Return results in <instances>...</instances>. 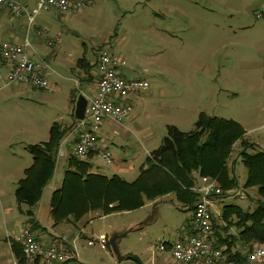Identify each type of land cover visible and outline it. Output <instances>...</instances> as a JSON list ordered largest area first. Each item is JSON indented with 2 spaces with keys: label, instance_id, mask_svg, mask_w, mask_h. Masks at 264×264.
I'll use <instances>...</instances> for the list:
<instances>
[{
  "label": "rangeland",
  "instance_id": "1",
  "mask_svg": "<svg viewBox=\"0 0 264 264\" xmlns=\"http://www.w3.org/2000/svg\"><path fill=\"white\" fill-rule=\"evenodd\" d=\"M263 9L264 0H91L82 11L55 13L52 19L56 31H61L60 40L70 38L93 51L90 68L98 52L107 49L127 62L120 69L122 76L149 82L143 91L150 94L149 98L140 107L132 106L134 114L129 115L133 114L127 152L136 142L143 144L141 153L150 149L144 144L149 140L144 137L148 131L138 132L148 124L152 137L160 142L168 124L184 131L192 129L200 112L237 121L244 134L232 144L226 162L233 172L227 174L228 180L234 177L236 186L223 188L222 194L240 192L249 200L245 209L253 210L260 196L256 194L255 198V192L243 191L246 168L240 152L244 147L249 152L264 150V19L256 17ZM77 54L75 48H67L59 59L50 57L49 68L56 67L57 60L68 63L63 67L65 78L52 75L48 79L57 82V89L33 90L22 83L4 85L0 79V264H12L10 244L21 225L31 226L38 235L46 232L44 242L62 237L71 240L74 236L72 224L55 223L48 215L53 184L59 185L66 158L57 157L54 174L42 190L32 221L25 214L28 206L17 203L14 190L32 162L27 145L46 141L51 122L67 116L68 107L75 106L79 90H83L69 72L73 65L70 59ZM92 71L95 74L94 68ZM70 115L74 116L73 110ZM96 161L101 163L99 157ZM135 168L128 175L131 181L138 176V164ZM209 177L222 187L216 176ZM160 199H146L137 208L104 215L91 211L94 215L81 219L82 215L79 222L68 219L80 226L75 229L79 236L71 243L79 262L163 264L159 252L150 245L163 238L175 239L189 215L187 206L176 198ZM239 204L246 206L243 201ZM102 232L108 237L105 245L96 240ZM90 239L94 243L89 245ZM117 257L119 261H115ZM164 264L194 263L165 260Z\"/></svg>",
  "mask_w": 264,
  "mask_h": 264
},
{
  "label": "trees",
  "instance_id": "2",
  "mask_svg": "<svg viewBox=\"0 0 264 264\" xmlns=\"http://www.w3.org/2000/svg\"><path fill=\"white\" fill-rule=\"evenodd\" d=\"M81 62L79 59L78 63ZM68 128L70 126L54 121L46 141L27 145L32 162L24 169L14 195L19 205L28 206L25 214L30 221L43 188L54 174L56 152ZM243 134L244 129L237 121L204 112H200L189 131L168 124L160 145L146 157L145 165L132 181L116 174L108 177L91 172L89 160L69 157L59 187L51 192L49 214L55 223L71 218L77 220L89 211L107 214L131 210L141 206L146 199L152 200L169 192H174L178 200L192 207L197 199V193L189 190L194 181L193 171L199 176H216L222 189L236 186L234 177L228 180L227 174L233 172L226 162L232 144ZM242 144L246 146L245 142ZM247 148L240 152L246 168L243 186L255 187L260 202L250 211L232 203L221 208L220 218L226 221L221 232H227L230 226L236 228V235L227 232L225 237L218 238L219 242H227L224 251L233 264H251L247 255L250 245H264V150L249 152ZM237 241L250 245L245 251L231 250ZM10 247L16 259L14 264H24L21 247L15 242Z\"/></svg>",
  "mask_w": 264,
  "mask_h": 264
},
{
  "label": "built area",
  "instance_id": "3",
  "mask_svg": "<svg viewBox=\"0 0 264 264\" xmlns=\"http://www.w3.org/2000/svg\"><path fill=\"white\" fill-rule=\"evenodd\" d=\"M90 0H37L35 5L28 7L17 0H0V5L12 11L13 15L25 16L29 25L42 11L56 9L61 13L78 12L85 9ZM257 18L264 19V9L256 13ZM37 33L42 31L37 29ZM58 38H47L50 47ZM28 39L23 42L8 40L0 41V63H11L3 80L4 85L22 83L39 89H49L47 76L41 71L48 67L44 62L32 60L27 53ZM125 59L114 55L107 49L98 52L94 62L95 91L85 95L87 104L84 117L77 120V135L70 151L69 157L88 159L90 154L97 153L105 164L112 163V153L104 148L99 149L98 130L105 119L123 123L132 112L130 98L148 88L146 79L126 78L121 75V68L126 65ZM63 140V139H62ZM61 140V141H62ZM60 141L56 156H63ZM201 185L194 187L197 199L193 205L191 229L192 234L174 241H165L154 245V249L166 253L172 261L194 264H233L228 261L225 253L226 247L217 243L213 235L212 198L222 195V188L215 178L200 177ZM12 240L21 247L24 264H80L77 253L71 244L64 238L53 239L45 244L29 225L21 226L19 232L12 236ZM96 240L101 244L107 243L105 233H101ZM88 240L87 244H93ZM248 250V260L251 264H264V245L253 243ZM16 259H13V264ZM40 261V262H39Z\"/></svg>",
  "mask_w": 264,
  "mask_h": 264
},
{
  "label": "crops",
  "instance_id": "4",
  "mask_svg": "<svg viewBox=\"0 0 264 264\" xmlns=\"http://www.w3.org/2000/svg\"><path fill=\"white\" fill-rule=\"evenodd\" d=\"M17 1H20L21 3L27 5L28 7H31V6L35 5L37 0H17ZM89 4H90V2H89ZM55 13L60 14L61 12H59L56 9H50L48 11H42V13L40 12L38 15H36V17L34 18L33 24L29 25L25 16L17 17L15 15H13L11 10H9L8 8H5L3 5H0V41L8 40V41H14V42H23L25 39H28L30 42V45L27 46V48H26L28 56L36 62H44V63L48 64V67H42L41 68V71L47 76L48 79H51L52 75L56 76L57 78H65L63 67H65L68 64V63L65 64L64 61L61 62V61L57 60V62H54L56 67L52 68L50 66V68H49L50 57H52L53 59H59L58 57H61V55L63 53H65V50L67 48H69V49L75 48V50L78 51V54H77L78 56L74 60L70 59V61L72 62L73 65L70 67L69 72L74 74V76H75L74 79H75L76 83L79 86H83V90H79L80 93H83L85 95H89L95 91V87H96V81H95L96 75L92 71L94 66H92L90 68V64H93L92 63L93 62V60H92V58H93L92 52L93 51L91 52V49H89L87 47V45L77 44L76 41L71 40L70 38H66L64 41L62 39L60 40L61 31H56L57 24H56L55 20L52 19V17L55 16ZM72 13H77V12H72ZM37 29H40L42 31V33L41 34L37 33ZM47 38H58V40L54 43L55 44L54 46L49 48L46 44ZM88 53H89L90 59L87 57ZM69 55H71L70 52H69ZM79 59H82L81 63H78ZM10 66H11V63H9L7 61L0 63V79H1V81L4 80L5 75L8 72ZM49 84H50V88L48 90H53L54 88H56V89L59 88V86L55 80H50ZM25 86H29V85H25ZM31 88L33 90H44V89H37L34 87H31ZM34 92L35 91H33V93ZM142 92H140L139 95H136V96L134 95L135 99H137L136 101L133 102L134 96H132L130 98V101H131L133 107L142 106V101L149 98L150 94L147 91H145L143 93ZM71 110L74 111V104L70 105L68 107L67 116H65V117L59 116V119L52 121V122L57 121V122L64 124L66 126H70V128H68V130L66 131L63 140L61 141L62 142L61 148L63 149L65 154L63 156H56V160H57V157L58 158L59 157L66 158V160H67L66 166L67 167H68V161H69L68 160L69 151H70L74 141L76 140V135H77V128H76L77 122L74 121V119H73L74 116L71 117V115H70ZM132 113L134 114V112H132ZM133 114L123 123H117L115 121H112L111 119H105L104 120L102 126L98 130L97 146L99 147V149L106 148V149L110 150V152L112 153V163L105 164L97 153L90 154L89 158L87 159L91 163L89 171L101 173V174H104L108 177L116 174V175L120 176L121 178H123L127 181H131V180H129L128 175L136 169L135 167L138 164V168H137L136 173H137V175L139 174L140 169L145 165L146 157L150 154V152L153 149L157 148L160 145L161 141L158 142V140L156 138L152 137L153 133L151 130V126L148 124L146 127H144L143 130L138 129V132H140V133H142L143 131H148L144 135L145 138L149 139L144 144L147 146L149 145V147H150V149H146V151H145L146 155L141 153V146L143 145L141 142L133 143V145L130 144V146H135V147L132 148L131 152H127L125 149V144L127 143L126 141H127V138L129 137V133H130V130H129L130 123L129 122L132 119ZM52 122H51V124H52ZM134 123L136 126L139 125L136 121H134ZM189 130H191V129H189ZM189 130H185V131L182 130V131L186 132ZM152 143H154L153 147L151 146ZM112 149H116L115 152H113ZM96 157L100 158V161L102 164L99 161H96ZM192 175L194 177V181H193V184L190 188L193 189L194 187L201 185V180H200L201 176L197 175V173L195 171L192 172ZM62 176H63V174H62ZM62 176L60 177V180L59 179L57 180V181H59V185L61 183ZM54 184H53V190L55 188L59 187V185L54 186ZM233 191L227 192V193L222 194L220 196H214L212 198L211 209L213 212V235L216 238V241L218 242V244L223 246V247L224 246L226 247L227 242H224V241L219 242L218 238L220 239V237L221 238L225 237L224 234L227 232L236 235V230H234V227L230 226V229L227 232H225V233L221 232V226L225 225L224 221H223V223H221V221H222V219L220 218L221 208L226 204L232 203V204H237L243 210H246L248 207V204H249V200H246L244 195H240V192H238V191L237 192L236 191L233 192ZM243 191L248 192V193L252 192V191L255 192L254 197L256 198L257 191H256L255 187L245 188V189H243ZM167 196L170 199L172 197L176 198L174 192H169V193H166L162 196H159L158 198L153 199L152 201H156L157 199H160L162 197H167ZM176 199L178 200V198H176ZM255 200L257 201V199H255ZM159 201H161V199ZM178 201H180V200H178ZM239 201H243L246 206L244 207L241 204H239ZM180 202L183 203L185 206H187L185 208L188 209L189 217L187 219V222L182 223V226L179 230V233L177 234L175 239L163 238V240H165V241H174L177 239H182V238H185L188 235L193 233L192 229H191L193 205H192V207H190L188 204H185L182 201H180ZM49 209H50V207H49ZM182 209H184V208H182ZM95 213H97V212H95ZM48 215H50L49 210H48ZM86 215L87 216L94 215V213L89 211V212L85 213L81 219H83V217H85ZM97 215H104V214H97ZM81 219H79L78 222ZM78 222L73 223V222H69L68 220H64V222H60V223H66V224H72L73 225L72 230L74 231V236L72 237L71 240L68 239L69 241L65 237L66 240L70 244L73 242V240L77 236H79V233L75 232V229L80 228V226L77 225ZM42 227H44V229H45V226L42 225ZM78 232H79V230H78ZM102 233H104V232H102ZM47 235L48 234L46 232H44L43 235L40 234L38 236H40L41 241H43V239L48 238ZM105 235H106V240H107L108 239L107 234L105 233ZM51 241H53V239H51ZM44 243L48 244L50 242H44ZM154 245L153 246L150 245V248L152 250H154L155 252H159L158 253L159 258L161 259L163 264H164L165 260L171 261V258L166 253H164L162 251L155 250ZM248 245H250V244H246V243H243L241 241H237V242H234V245L232 246L231 250L237 249L240 251L241 250L245 251V249L247 248ZM77 261L79 262L78 258H77ZM115 261H119L118 257L116 258ZM12 262H13V258L11 260V263Z\"/></svg>",
  "mask_w": 264,
  "mask_h": 264
},
{
  "label": "water",
  "instance_id": "5",
  "mask_svg": "<svg viewBox=\"0 0 264 264\" xmlns=\"http://www.w3.org/2000/svg\"><path fill=\"white\" fill-rule=\"evenodd\" d=\"M87 100L83 94H78L74 106V117L77 120H80L84 117V111L86 108Z\"/></svg>",
  "mask_w": 264,
  "mask_h": 264
}]
</instances>
